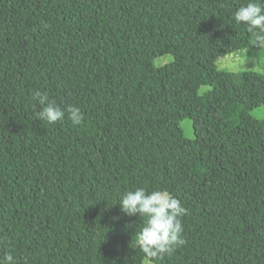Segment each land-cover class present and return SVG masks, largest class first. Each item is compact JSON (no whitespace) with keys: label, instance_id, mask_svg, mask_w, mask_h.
<instances>
[{"label":"trees","instance_id":"trees-1","mask_svg":"<svg viewBox=\"0 0 264 264\" xmlns=\"http://www.w3.org/2000/svg\"><path fill=\"white\" fill-rule=\"evenodd\" d=\"M247 2L0 0V259L264 264V73L217 69L260 41L233 18ZM36 91L83 122L39 120ZM137 187L187 209L171 254L138 247L118 204Z\"/></svg>","mask_w":264,"mask_h":264},{"label":"clouds","instance_id":"clouds-1","mask_svg":"<svg viewBox=\"0 0 264 264\" xmlns=\"http://www.w3.org/2000/svg\"><path fill=\"white\" fill-rule=\"evenodd\" d=\"M233 18L236 23L246 25L247 31L256 34L258 40L264 43V0H248L234 12ZM33 99L42 106L37 113L38 119L48 124L63 120L66 113L74 125H80L84 120V113L79 107L68 105L61 108L47 92L36 91ZM118 204L124 214L143 218L137 245L150 260L171 254L175 245L184 242L181 217L187 209L167 189L149 192L146 188L137 187L123 193ZM0 264H17V261L8 252L0 259Z\"/></svg>","mask_w":264,"mask_h":264},{"label":"rangeland","instance_id":"rangeland-1","mask_svg":"<svg viewBox=\"0 0 264 264\" xmlns=\"http://www.w3.org/2000/svg\"><path fill=\"white\" fill-rule=\"evenodd\" d=\"M173 61L171 55L156 58L154 64L156 67H163ZM217 69L220 71L231 72L240 76L244 73L254 72L257 74L264 73V43L254 42L251 49L237 52L235 54L222 57L217 61ZM209 87H202L200 94L207 92ZM250 115L257 120L264 119V107H260L251 111ZM187 139H194L195 132L191 120L186 119L180 122Z\"/></svg>","mask_w":264,"mask_h":264}]
</instances>
